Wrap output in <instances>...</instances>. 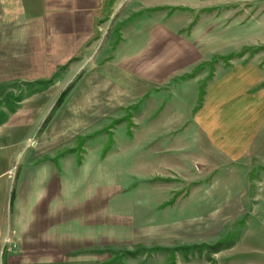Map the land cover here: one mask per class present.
<instances>
[{"label": "rangeland", "instance_id": "374dc122", "mask_svg": "<svg viewBox=\"0 0 264 264\" xmlns=\"http://www.w3.org/2000/svg\"><path fill=\"white\" fill-rule=\"evenodd\" d=\"M165 2L104 0L81 51L64 57L59 70L10 86L11 97L0 102V213L4 200L10 219V203L44 193L60 194L76 211L102 200L108 210L101 218L93 209V221L101 220L108 247L71 253L83 257L79 264H264L263 4L197 0L190 10ZM154 21L172 23L179 37L201 31L204 57L160 82L129 76L147 64L118 58L133 56L122 50L139 33L152 35ZM139 53L133 58L159 60L157 51ZM117 69L125 73L119 79ZM118 82L126 89L119 105L111 103ZM183 83L199 91L192 119L160 138L173 118H152L173 107L168 92ZM137 84L140 93L128 90ZM177 92L191 98L195 91ZM200 112L218 120L205 141L189 132ZM88 220L76 228L101 232L87 230ZM12 232L2 259L17 252Z\"/></svg>", "mask_w": 264, "mask_h": 264}, {"label": "crops", "instance_id": "0c3cea01", "mask_svg": "<svg viewBox=\"0 0 264 264\" xmlns=\"http://www.w3.org/2000/svg\"><path fill=\"white\" fill-rule=\"evenodd\" d=\"M166 1L160 6L176 4L193 10L192 8H197L198 5L197 0ZM209 1L235 4L232 7L243 4H263L264 9V0ZM103 8L104 0H0V87L6 94L4 97L0 96V102L11 97L8 93L14 82L22 80L28 82V78H30L28 75H44L46 69L48 70L51 66L59 70L64 57L81 51L83 44L97 31L96 28L99 25L97 19L103 12ZM154 26L155 30L152 35L146 36L144 33L142 35L139 33L138 37L128 44V48L122 50V53L130 52L134 56L135 53L138 54V51H142L139 56L159 55V60L149 57L148 62L147 58L140 60L133 56L118 58L127 62L136 60V63H141L144 61L147 64V67L141 68V71L140 69L136 71V68L126 71L124 67L129 64H122L121 68L129 76H136L148 82H160L168 76L185 71L184 68L188 66L190 59L204 57L201 54L204 42L201 31L198 32L196 39H192L191 37H179L177 30H171L173 29L170 27L172 23L164 26L154 21ZM156 36L163 38L159 39L158 44L152 48L151 45ZM144 38L146 40L140 42ZM155 51H157L156 54L150 55ZM164 57L170 64L169 69L162 66L165 63ZM247 70L248 68L240 70L243 72L241 74H245ZM105 71L109 72V70ZM124 71L120 72L117 69L113 71V74L118 75L119 79L122 74H125ZM164 71H167L166 76H163ZM229 75L234 76L233 74ZM242 79L245 81L244 78ZM136 86L137 88H128V90L130 92L131 89L139 91L141 85L137 84ZM121 87L120 84L118 89H114L112 92L117 100L111 101V103L119 105V101L124 99L126 89ZM180 88H192L195 92L191 98H187L185 93L177 92ZM168 94L173 107L164 109L161 113L157 112L152 118L154 122L162 120L167 115L173 118L171 129L169 128L172 131L168 129L160 138L167 137L177 126L190 122L195 111L194 107L199 99V91L193 83L178 84ZM169 110L170 112L167 113ZM246 117L245 115L244 120ZM216 121L218 120L215 112L210 115L200 112L196 114V125H192L189 132L195 133L197 137H201L205 141L213 135ZM244 132L246 131L244 130ZM241 138L245 140L243 135ZM155 142L157 144V141ZM242 142L244 141L242 140ZM7 201L4 200L3 210L0 213V255L7 245V242H4V236L10 229L13 231L12 239L17 252L12 251L14 254L9 255L7 259H2L1 255L0 264H65L68 260H73L69 261L71 263L79 264L83 262V257L73 258L71 253L75 254L77 251L82 253L86 250L92 251L108 247L107 232L106 240H103L101 220L97 223L93 221V209L101 213V218L103 210H108V205L103 206L102 200H100V204H89L84 209L76 211L70 204L65 203L64 201L67 200L58 193L30 195L19 200L17 204L14 202L13 206L10 203V219ZM27 202H32V204L28 205ZM87 220L89 222L87 230L100 229L101 232L96 231V234L87 232L86 234L83 226ZM5 222H8V226L7 224L4 226ZM76 224L83 226L76 228L78 227ZM70 229L73 231H67ZM16 254L17 256H14Z\"/></svg>", "mask_w": 264, "mask_h": 264}]
</instances>
